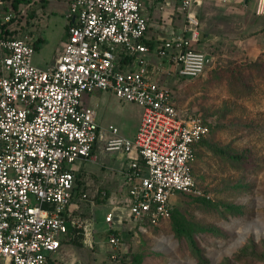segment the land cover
Here are the masks:
<instances>
[{
  "label": "built area",
  "instance_id": "1",
  "mask_svg": "<svg viewBox=\"0 0 264 264\" xmlns=\"http://www.w3.org/2000/svg\"><path fill=\"white\" fill-rule=\"evenodd\" d=\"M36 1L8 6L3 19L18 21ZM153 1L69 0L67 38L49 67L33 62L35 48L25 37H0V264H45L60 247L75 194L72 164L90 158L97 139L105 150L136 154L121 170L128 188L125 216H104L110 257L120 253L115 221L158 224L171 216L174 192L201 193L193 162L208 120L200 112L181 113L158 75L166 69L199 76L214 56L195 47L205 37L195 25L146 42L144 9ZM194 1L179 0L186 9ZM254 11L264 15V0H254ZM96 89L140 105L133 136L112 123L100 126L94 106L83 101Z\"/></svg>",
  "mask_w": 264,
  "mask_h": 264
},
{
  "label": "rangeland",
  "instance_id": "2",
  "mask_svg": "<svg viewBox=\"0 0 264 264\" xmlns=\"http://www.w3.org/2000/svg\"><path fill=\"white\" fill-rule=\"evenodd\" d=\"M243 2L196 0L189 9H181L178 3L174 7L163 4L147 16L149 33L153 36L168 35L171 29L180 31L186 24L197 26L200 34L205 36L195 47L214 56L212 67L193 78L169 74L166 69L160 71V77L173 90L180 112H200L216 124L206 136L210 142L226 145L231 151L248 149L255 168L238 169L207 144L199 145L193 175L201 193L174 192L170 200L174 203L175 216L158 224L124 220L118 230L120 253L112 258L104 214L109 210L125 216L127 202L122 196V187L111 181L114 177L107 169L118 165L120 155L128 158L135 155L134 152L106 151L97 141L96 162H83L78 170L79 188L85 195L80 193L71 205L77 226L82 228L81 243L63 241L50 253L48 264H135L138 257L137 264H221L224 257L239 249L249 238L256 242L264 239V74L254 75L245 87L227 83L223 72L227 66L253 61L264 52V15L255 13L254 0L248 4ZM40 4L32 5L39 11L28 18V23L25 24L27 16L23 14L11 26L19 29V35L41 36L33 60L47 66L53 63L61 40L66 37L64 12L68 6L55 0ZM0 13L3 17L4 11ZM92 99L85 98L84 101L94 106L101 126L112 123L123 135L135 134L142 110L140 105L104 90H95ZM99 162L105 165L97 166ZM106 192L108 197L103 200L101 197ZM196 196H204L212 202L235 204L240 206L241 212L221 211L220 207L197 200ZM185 220L217 228V233L200 230L194 233L202 260L194 255L187 237L176 232ZM232 264L264 263L244 258Z\"/></svg>",
  "mask_w": 264,
  "mask_h": 264
},
{
  "label": "trees",
  "instance_id": "3",
  "mask_svg": "<svg viewBox=\"0 0 264 264\" xmlns=\"http://www.w3.org/2000/svg\"><path fill=\"white\" fill-rule=\"evenodd\" d=\"M7 2L10 0H6ZM26 0H11L8 5H4L5 7L11 6L14 9H18L20 6V3H24ZM31 6H27L26 9V20L24 21L25 24L28 23V18L33 15L34 9H30ZM259 16V15H258ZM10 23H13V18L10 21H5L2 18H0V37L1 36H9L12 34L19 35L17 32L19 29H17L16 26H11ZM24 25V24H22ZM21 26V25H20ZM149 27V26H148ZM17 30V31H16ZM41 40V36H37L29 40V42L34 46V48H38V43ZM150 43V42H149ZM128 59H132V57H129ZM240 69L245 70V72L240 71ZM224 76H226V82L237 85L241 84L245 87H247V81H251L254 75L262 76L264 74V52L260 54L257 58H255L253 61H247L244 64L238 63L233 64L230 66H227L225 69H223ZM183 78V77H182ZM223 79V78H222ZM223 81V80H221ZM205 118V117H204ZM223 123L225 124V120H223ZM209 124V131H212L216 124L208 121ZM218 126V125H217ZM216 126V127H217ZM207 133V134H208ZM207 134L203 136L198 142L197 147L201 144H207L214 152L219 153L223 155L226 159H229L228 161L237 167L238 169L245 170L247 168L254 169L255 168V162L251 157V152H249L248 149L244 148L242 150H236L231 151L226 145H216L208 138H206ZM197 156V149L195 152ZM78 173H75V194L74 197L78 196L80 193H82V189L79 188V184L81 181L78 178ZM108 196V193L106 192L101 198L103 200H106ZM99 197H95V199H98ZM197 200H201L208 202L211 205H215L216 207H220L221 211L229 212L232 214L240 213V206H237L235 204L231 203H217L212 202L209 198H206L204 196H196ZM173 209L171 213V219L174 218ZM65 221L67 224V238L62 239L67 242L73 243V244H80V236L82 237V228L80 226H77L76 221L72 218L71 215H66L64 213ZM186 221V220H185ZM200 231H210L212 233H217V228L211 224L203 225L198 223H191L189 221L184 222L182 227L177 229V233L179 235H185L190 242V245H192L193 253L198 257L199 260H202L203 256L200 250V247L197 244V240L195 238L194 233ZM118 233V232H117ZM244 258H249L251 260H261L264 263V239H261L259 242H256L255 240L249 238L239 249L235 250L231 255L226 256L222 259L221 264H232L235 260H240ZM139 257L137 258L135 264H137Z\"/></svg>",
  "mask_w": 264,
  "mask_h": 264
},
{
  "label": "crops",
  "instance_id": "4",
  "mask_svg": "<svg viewBox=\"0 0 264 264\" xmlns=\"http://www.w3.org/2000/svg\"><path fill=\"white\" fill-rule=\"evenodd\" d=\"M47 0H40V1H36V2H39V3H41L40 5H44L45 4V2H46ZM55 1H61V2H64V3H66V5L68 6L69 5V0H55ZM250 0H247V2H246V4H248V2H249ZM36 2H34V3H36ZM8 3H9V1L7 2L6 1V3H3L1 6H0V11L2 10V11H4V13H5V10L8 8L7 6L5 7L4 5H8ZM34 3H32V4H30L29 6H31L30 7V9L32 8V9H34V13H33V15L34 14H37L38 13V9L37 8H33L32 7V5L34 4ZM179 4V6L181 7V5H180V2H179V0H177L175 3L173 2V0H154L152 3H151V5H149V6H146V8L144 9V12L146 13V15L147 14H149V12H151V10L153 11L154 10V8L155 7H158V6H162L163 4H166V5H173V7H174V4ZM26 9H27V7H26ZM67 9H68V7H67ZM67 9H66V11L64 12V15L66 16V12H67ZM181 9H182V7H181ZM25 14H26V12H25ZM4 16V15H3ZM259 16H262V15H259ZM148 17V16H147ZM0 18H2L3 19V17H1V13H0ZM66 23H65V34H66V37L63 39V40H61V46H60V48H59V50L56 52V54H55V58H54V60H53V63L52 64H49V65H47V66H41V65H39L38 64V62H37V60L35 59V61L33 60V62L35 63V64H37V65H39V66H41V67H49V66H51V65H53L54 64V62H55V60H56V57L58 56V54H60V52L62 51V48H63V44H64V41L66 40V38H67V24H68V18L66 17ZM4 20V19H3ZM13 23H15V22H13ZM13 23H10L11 25L13 24ZM167 31V30H166ZM168 32V31H167ZM172 32V29L168 32V35L170 34ZM39 35V34H38ZM158 36H167V35H160V34H158L157 36H153L152 34H150L149 33V27H148V31H147V39H146V42H150V43H152V42H154V41H156L157 39V37ZM22 37H25L28 41L29 40H31L32 38H34L33 36H31L30 35V33H27L26 35H24V36H22ZM3 53H4V51H3V49L0 47V59H1V57H2V55H3ZM152 58V60H156L157 59V57H154V56H152L151 57ZM213 62H214V59H213ZM213 62H212V64H213ZM212 64L210 65V67H212ZM209 67V66H208ZM207 67V68H208ZM158 77H159V79H160V81L161 82H163V83H165L164 81H165V79H162L161 77H160V74L158 75ZM96 90H99V89H96ZM95 90H93V91H91V92H87V93H85L84 94V96H83V101H84V99L85 98H90V99H92V96H93V92H94ZM104 91H106V90H104ZM92 100H94V99H92ZM84 103L85 104H88V105H90L91 103H87L86 101H84ZM182 113V112H181ZM204 117V116H203ZM96 119H97V113H96ZM99 123V122H98ZM100 124V123H99ZM101 126V125H100ZM101 127H105V126H101ZM101 142V144H102V146H103V149L105 150V148H104V140L103 139H97L95 142H94V144H93V148H92V153H91V157L90 158H88V159H77L76 161H75V163H77L76 165L77 166H73V168H74V172L75 173H78V170L80 169V167L81 166H83L82 164H83V162H86V161H89V162H96V160H97V157H96V153H95V148H96V142ZM196 149H197V142H196V144H195V152H196ZM106 151H108V150H106ZM134 155L136 156V154L134 153ZM133 157H130V158H128V157H124V156H122V155H120L119 156V160H118V165H117V163H116V166L115 165H111L108 169H107V172L108 173H110L109 175L110 176H112V177H114V178H112L111 179V181H113V182H117V184H120V186L122 187V192H123V194H122V196H125V198H127V194H128V188H127V184H126V181H125V179H124V175H123V173L121 172V170L123 169V168H125L127 165H128V163H129V161L132 159ZM195 159H196V154H195ZM195 161V160H194ZM80 163V164H79ZM82 163V164H81ZM194 163V162H193ZM99 164H101V165H105L104 163H101V162H99L98 164H97V166L99 165ZM94 167V166H93ZM87 168H91V167H87ZM84 169H86L85 167H84ZM77 171V172H76ZM108 197V196H107ZM73 200V199H72ZM172 204H174V203H172ZM72 201H71V203L67 206V208H66V210H65V214L67 215H71L72 216V218L75 220V218H74V213H73V211H74V209L72 208ZM114 208V207H113ZM107 212H109V210H106V213ZM105 213V214H106ZM114 213H119L120 214V212L119 211H117V212H114ZM105 214H104V216H105ZM104 220V219H103ZM105 221V220H104ZM163 221V220H162ZM121 223H124V220L122 221V222H117V221H115L114 222V226H115V231L116 232H118V230L120 229V226H119V224H121ZM127 223V222H126ZM106 224H107V222H106ZM118 224V225H117ZM106 231V234L108 233V231H107V229L105 230ZM65 238H67V235L65 234V236L63 237V239H65ZM63 241H65V240H62V242ZM62 242H61V245H62ZM51 260V255L49 256V258L47 259V261L45 262V264H48V262Z\"/></svg>",
  "mask_w": 264,
  "mask_h": 264
}]
</instances>
